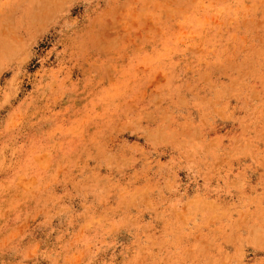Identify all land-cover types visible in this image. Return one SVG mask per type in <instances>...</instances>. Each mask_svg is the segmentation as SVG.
Here are the masks:
<instances>
[{
  "label": "rangeland",
  "instance_id": "1",
  "mask_svg": "<svg viewBox=\"0 0 264 264\" xmlns=\"http://www.w3.org/2000/svg\"><path fill=\"white\" fill-rule=\"evenodd\" d=\"M0 264H264V0H0Z\"/></svg>",
  "mask_w": 264,
  "mask_h": 264
}]
</instances>
